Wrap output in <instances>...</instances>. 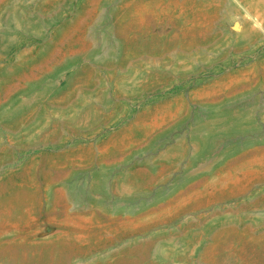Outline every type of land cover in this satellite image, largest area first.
I'll list each match as a JSON object with an SVG mask.
<instances>
[{
	"label": "rangeland",
	"instance_id": "374dc122",
	"mask_svg": "<svg viewBox=\"0 0 264 264\" xmlns=\"http://www.w3.org/2000/svg\"><path fill=\"white\" fill-rule=\"evenodd\" d=\"M0 39V264H264V0H0Z\"/></svg>",
	"mask_w": 264,
	"mask_h": 264
},
{
	"label": "bare ground",
	"instance_id": "6f19581e",
	"mask_svg": "<svg viewBox=\"0 0 264 264\" xmlns=\"http://www.w3.org/2000/svg\"><path fill=\"white\" fill-rule=\"evenodd\" d=\"M258 2V1H257ZM16 10L15 9H12V10H9L8 12V19L9 21L12 23V24H19L22 20V18L18 17L17 14L15 13ZM250 18V17H249ZM252 19V18H251ZM262 29V28H261ZM0 41H3L0 39ZM75 191V190H74Z\"/></svg>",
	"mask_w": 264,
	"mask_h": 264
}]
</instances>
